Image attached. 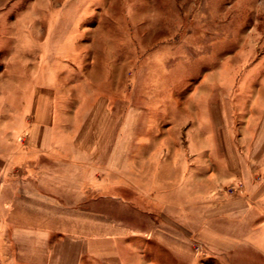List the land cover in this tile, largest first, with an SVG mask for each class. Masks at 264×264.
<instances>
[{
  "label": "rangeland",
  "instance_id": "1",
  "mask_svg": "<svg viewBox=\"0 0 264 264\" xmlns=\"http://www.w3.org/2000/svg\"><path fill=\"white\" fill-rule=\"evenodd\" d=\"M32 1L14 10L28 15ZM36 2L38 21L21 23L30 35L21 29L17 38L13 22L0 29V94L12 79L26 93L36 80L38 92L56 96L49 112L61 111L67 143L131 140L134 161L175 158L185 180H215L243 163L238 180L213 190L217 219L198 213L210 221L196 230L165 224L154 237L179 239L181 254L194 259L184 264H264V0ZM18 43L20 69L6 70ZM209 160L211 171L200 166ZM135 193L124 200L161 217L163 208L144 206ZM162 255L167 264L172 254Z\"/></svg>",
  "mask_w": 264,
  "mask_h": 264
},
{
  "label": "crops",
  "instance_id": "2",
  "mask_svg": "<svg viewBox=\"0 0 264 264\" xmlns=\"http://www.w3.org/2000/svg\"><path fill=\"white\" fill-rule=\"evenodd\" d=\"M18 1L0 0V29L13 22L19 26L17 38L21 29L31 34L21 23L39 19L36 0L28 15L16 13ZM20 47L14 46L6 70L20 69ZM47 66L51 69V63ZM46 81L51 86V78ZM34 82L26 93L20 80L12 79L9 94H0V264H165L164 248L172 254L167 264L194 262L193 256L181 254L179 239L166 241L155 233L166 230L165 224L196 230L207 218H216L211 217L213 190L238 180L247 167L240 163L238 171L228 168L215 180H185L186 170L175 158L134 161L131 140L69 144L61 111L49 112L56 96L51 90L38 92ZM105 115L110 122L114 114ZM203 142L212 150L206 138ZM104 150L112 153L102 158ZM258 163L261 167L264 161ZM200 166L211 171L213 162ZM128 191L164 213L155 220L154 214L127 203L123 194ZM226 207L215 209L224 214ZM198 213L207 218L199 219Z\"/></svg>",
  "mask_w": 264,
  "mask_h": 264
}]
</instances>
